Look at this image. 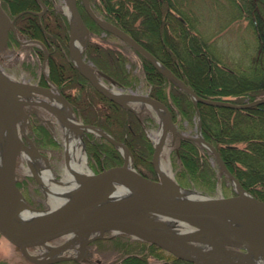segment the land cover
Returning a JSON list of instances; mask_svg holds the SVG:
<instances>
[{
  "label": "trees",
  "instance_id": "obj_1",
  "mask_svg": "<svg viewBox=\"0 0 264 264\" xmlns=\"http://www.w3.org/2000/svg\"><path fill=\"white\" fill-rule=\"evenodd\" d=\"M42 1L46 9L40 17L33 12L40 9L37 0H0V4L10 17L23 11L14 20L19 36L39 39L46 45L48 76L72 106L75 117L124 142L134 156L135 167L142 172V164L149 167L147 157L151 145L144 136L141 116L98 92L72 65L67 50V17L55 8L52 0ZM245 1L249 6L247 13L254 18L259 51L248 69L238 71L224 69L207 50L203 51L204 44L201 43L202 48L198 37L190 34L189 24L178 18L179 13L170 10V0H90V4L98 15L130 34L200 96L233 95L235 98L227 101L244 103L254 100L264 90V0ZM88 18L89 30L99 31L101 28ZM84 52L94 67L113 78L118 86L132 87V80L127 78L129 71L122 66L123 56L115 48L88 41ZM140 58L150 85L149 95L163 102L170 115L178 112L192 118L196 108L188 94L148 59L141 55ZM197 109L203 136L217 148L243 186L264 200V101L245 108L198 103ZM86 143L92 154L102 156L100 166L110 167L121 161L114 144L90 139ZM179 146L183 158L188 155L196 167L203 166L199 159L202 148L196 142L180 139ZM107 241L118 253L117 261L111 264H188L174 255L168 263L170 257L164 256L157 245L130 239L126 234L96 240L99 245ZM49 264L92 263L59 260Z\"/></svg>",
  "mask_w": 264,
  "mask_h": 264
},
{
  "label": "water",
  "instance_id": "obj_2",
  "mask_svg": "<svg viewBox=\"0 0 264 264\" xmlns=\"http://www.w3.org/2000/svg\"><path fill=\"white\" fill-rule=\"evenodd\" d=\"M81 4L96 24L152 62L159 72L181 87L194 102L245 108L264 101L263 98L238 104L198 95L130 34L96 14L89 0H81ZM67 7L70 18L68 48L74 66L98 92L112 101L126 107H129L127 102L137 101L154 109L160 108L166 117L162 133L166 134L170 130L181 137L173 125L168 107L163 102L149 94L111 90L100 81L91 64L85 61L81 54L86 38L81 42L80 51L73 56L74 32L71 19L78 20L84 32L86 27L77 9L76 0H67ZM13 20L0 4V47L5 44L8 31L15 30ZM99 74L115 83V80L105 73ZM46 80L47 86L12 83L5 90L0 87V142L7 136V147L0 163V235L16 246L26 259L38 264L78 259L71 256H53L67 247V243L59 246L51 255L45 256L32 255L28 248L46 245L57 237L74 232L100 233L111 229L133 234L195 264H261L258 257L261 255L264 258V200L242 188L224 165L215 147L202 137L200 131L192 139L213 153L221 169L238 186L236 194L218 197L201 194L200 197H188L182 192L184 188L169 178L152 179L143 175L133 166L132 155L124 142L115 140L98 126L76 120L69 123L52 105L50 99H57L73 114L72 106L60 91L52 90L54 83L48 76ZM32 92L45 96L46 100H25ZM7 101L13 104V109ZM25 104L45 106L63 124L68 123L80 134L90 131L104 136L120 149L123 155L122 163L98 172L89 170L77 188L62 203L51 209L38 210L29 206L23 201L14 179L17 156L21 149L27 147L20 139L17 124L18 118H22L23 122L27 119L28 112L20 108ZM159 148L157 144L154 147V163ZM115 182L124 184L127 192L114 193ZM26 209L43 213L36 218L23 220L20 215ZM158 217L172 219L186 227H194L195 230L174 232L154 228L153 225L159 222ZM197 244H204L206 247L202 248ZM187 251L193 256L188 255Z\"/></svg>",
  "mask_w": 264,
  "mask_h": 264
},
{
  "label": "rangeland",
  "instance_id": "obj_3",
  "mask_svg": "<svg viewBox=\"0 0 264 264\" xmlns=\"http://www.w3.org/2000/svg\"><path fill=\"white\" fill-rule=\"evenodd\" d=\"M52 1L55 8L66 15L67 21L70 24L67 0ZM76 1L78 4V9L80 11V16L86 27V32L83 31L81 40L82 42L83 39L86 38L85 45H82L83 49L81 53L84 57V60L88 61L90 64H92L93 68H95L92 60L86 58L84 52L86 43L88 41L115 48L123 56L122 66L127 72L129 71L127 78H130L133 84L132 87H122L115 85L105 77L100 76L99 72L101 71L93 69L95 74L100 78V81L111 90L125 93L132 92L139 94H149L150 85L145 78L141 62L142 59L140 58L141 54H139L132 47H130L128 44L123 42L121 39H119L109 31L108 33H106L103 29L95 32H92L93 30L90 31L88 28V24H91L90 19L82 8L81 0ZM169 5L171 6L170 10H172V12H174L175 14L179 13L177 15L181 21H183L184 23L187 22L189 24L190 34L198 37V40H200V45L201 43L202 45L204 44V48L201 45L203 51L207 50L214 61L220 63V66L223 65L222 67L226 70L233 69L237 71L244 68L248 69L250 67L252 61L257 55V52L259 51V47H257V38L253 26L254 18L247 13L249 7L247 6V1L170 0ZM42 42L40 40L36 41L34 39L19 36L16 30L15 33L10 30L9 38L7 37L5 44L0 47V72H2V74L5 75V77L8 79V83L12 82L38 85L47 84L46 76H48V64L47 60L45 61V63H43V52L45 47H43ZM69 55L68 57L72 61V58ZM163 65L168 68L165 64ZM54 89L56 91H59L56 83H54ZM168 90L169 85L165 87V92L167 93ZM263 91L262 93L257 94L254 100L263 99ZM28 95L29 96L25 100H46L45 96L38 93L32 92ZM188 96L194 107L196 108V113H194V115H192V118L190 119H188L186 116L180 115L178 112H173V114L171 113L170 116L173 125L182 136H177L172 131L168 130V136L166 137L162 148H160L156 160H159V162L164 166L165 170L170 176L169 179L178 183L185 189L196 191L206 196L218 197L234 195L237 193V187L230 179V177L221 169L213 153L200 142L192 139V137H195L198 131H200L202 137L206 141H208L203 136L200 126V114L197 106L198 103L201 102H194L189 94ZM211 98L227 101V99L235 98V96L212 95ZM50 100L52 101L53 106L63 107L57 99L52 98ZM126 104L129 106H125L127 109L141 116L144 136L151 145L150 154L147 157V165H149V167L142 164L140 166L141 171L145 173L149 178L159 179L162 176L157 172L156 163L152 161V155L154 147L157 144L155 141V137L161 130V123L158 120L157 114L152 107H149L146 104L137 101L127 102ZM20 108L26 112H28V110H30L31 112L30 115L28 112L27 119L24 122L22 118H18L17 124L22 143L29 147H33L37 152L36 155L38 156L37 158L39 159L40 163L42 165L48 164L55 178L61 179L63 176L61 167L65 160L63 129V126L65 124H63L60 119L45 106L25 104L20 106ZM66 109L68 110V108ZM68 112L74 120L81 121L79 118L75 117L74 113L72 114L69 110ZM79 135L81 138L78 148L83 153L85 163L87 164L88 168L92 172H98L103 168H107L104 166H100L102 156L99 157L96 153L92 154V152H90L91 150L87 147L88 145L86 141L90 139L91 142H111L104 136L95 134L94 132L90 131L86 132L85 134L79 133ZM180 139H190L196 142L202 148L199 151V159L201 161L199 162L202 163L203 166L199 165L196 167V162L191 157H188V155L185 158L182 157V149L179 146ZM212 146L214 145L212 144ZM115 148L121 158V161L119 162L121 164L123 161L122 152L117 146H115ZM215 149L217 150L216 147ZM24 151L25 149H21L16 159L14 173L15 185L19 190L23 201L29 206L38 210L51 209V205L49 204L45 191L41 188L36 175L29 171L26 160L22 156V152ZM217 152L221 160L223 161L218 150ZM131 155L133 158V166L135 167L134 156L132 153ZM224 165L226 166L225 163ZM196 168H198L199 172L196 170ZM226 168L228 169L227 166ZM230 173L232 174L231 171ZM236 180L239 182L242 188L250 192L253 196L257 197L250 190L246 189L237 178ZM171 224H174V221ZM173 227H176L177 229L183 227L186 228V226L179 223L174 225ZM125 234L128 235V238L130 239H140L138 237H135L133 234L127 232H115L111 229L104 230L100 233L96 231L88 235L86 242H84L83 250L79 251L77 249L78 245H71L65 247L63 250L59 251V253H55L53 256L57 255L78 257V259L63 260H83L86 263L88 262L92 264L115 263L118 258V253L113 249L112 243L110 241H107L99 245L97 244L96 240L100 238H113L120 235L125 236ZM68 238L69 235L57 237L47 242L46 245L28 248V252L36 256L51 255L52 252L50 254L48 250H46V246L56 247L63 245L67 243ZM197 245L202 248L206 247L204 244ZM160 252L168 258L170 257V261L168 262L170 263L172 259L171 255L173 254L164 250L163 248H160ZM181 259L188 262V264H195L194 262L186 260L184 258ZM263 260L264 258L261 261ZM0 264L38 263H33L26 259L16 246L11 244L7 239L0 235Z\"/></svg>",
  "mask_w": 264,
  "mask_h": 264
},
{
  "label": "bare ground",
  "instance_id": "obj_4",
  "mask_svg": "<svg viewBox=\"0 0 264 264\" xmlns=\"http://www.w3.org/2000/svg\"><path fill=\"white\" fill-rule=\"evenodd\" d=\"M71 25L74 32V42H73V56L80 51L81 48V40L83 35L82 27L80 26L78 20L71 19ZM12 82L8 83V79L5 77V75L0 72V87H3L5 90L9 87V85ZM54 92H56L55 89H53ZM8 105L12 107L13 104L9 101ZM18 106V105H17ZM56 108L59 110V112L62 114L63 117H65L69 123H73L75 120L70 116L68 110L64 107H58ZM154 109V108H153ZM154 111L157 114V118L161 123V130L158 132L157 136L155 137V141L157 145H159L160 148H162V145L164 144V141L166 140V137L168 136V133L164 134L162 127L164 126L166 122L165 113L160 108H155ZM64 129V156L65 160L62 165V178L56 179L50 166L48 164L42 165L37 158L38 156L35 153V149L33 147H25V151L22 152L23 158L26 160L27 166L29 168V171L31 173H34L37 177V180L41 186V188L45 191L47 195V199L49 201V204L51 205L50 208L55 207L56 205L62 203L79 185L80 181L82 180L85 173L89 172V168L87 164L85 163L84 155L80 151L79 143V133L75 130L74 127H71L68 123H66L63 126ZM7 147V136H4V138L0 142V163L2 160V157L4 155L5 149ZM159 148V149H160ZM156 167L157 172L159 175H161L164 178H169L168 172L165 170L164 166L159 162V160H156ZM235 186L238 188V186L235 184ZM114 193L118 194H125L127 191L125 189L124 184H121L120 182H115L113 185ZM183 194L188 197H200L201 194L196 191H192L189 189H183ZM18 194V193H16ZM42 211H36V210H29L26 209L22 211L20 218L23 220H28L32 218H36L39 215H41ZM151 217H154L151 215ZM159 218V217H158ZM173 221L169 218H159V222L154 224V228L158 229H168L172 230L174 232H184V231H194V227L187 226L186 228H180L177 229L173 226L178 224L177 222H174V224H171ZM173 225V226H171ZM184 225V224H183ZM185 226V225H184ZM90 232L88 231H82V232H74L69 235L67 244L68 246L71 245H78V250H83L84 242H86L88 235ZM61 246V245H60ZM59 246L56 247H50L46 246V250L51 254L54 253ZM208 250V249H206ZM188 255L193 256L191 253L187 251ZM259 262L261 264H264V260L261 261L263 258H261V255H259Z\"/></svg>",
  "mask_w": 264,
  "mask_h": 264
},
{
  "label": "flooded vegetation",
  "instance_id": "obj_5",
  "mask_svg": "<svg viewBox=\"0 0 264 264\" xmlns=\"http://www.w3.org/2000/svg\"><path fill=\"white\" fill-rule=\"evenodd\" d=\"M38 2H39V4H40V9L38 10V11H33V12H35L36 13V15H37V17H40V15L45 11V9H46V5H45V3L42 1V0H37ZM76 5H77V9H78V4H77V1H76ZM82 5V4H81ZM2 6V5H1ZM92 7V6H91ZM83 8V7H82ZM93 9V8H92ZM84 10V9H83ZM5 11V10H4ZM78 11H79V9H78ZM85 11V10H84ZM23 11H21V12H19L18 14H20V13H22ZM94 12L97 14V12L94 10ZM79 13H80V11H79ZM18 14H16L15 16H13V17H10L9 15V17L10 18H14V20H15V17L18 15ZM87 14V13H86ZM88 15V14H87ZM100 16V15H99ZM101 18H103L102 16H100ZM103 19H105V18H103ZM14 20H13V23H14ZM106 20V19H105ZM108 21V20H107ZM110 22V21H109ZM112 23V22H111ZM97 26L99 27V28H101V29H103L106 33L108 32V30H106V29H104V28H102L101 26H99L98 24H97ZM14 27H15V25H14ZM15 30H16V28H15ZM15 30L13 31V33H15ZM9 32H10V30L8 31V38H9ZM111 33V32H110ZM68 35H69V23H68ZM34 40H36V41H38L39 39H34ZM41 41V40H40ZM42 42V41H41ZM43 43V42H42ZM43 47H45L44 48V52H43V58H44V60H43V63H45V61L47 60V58H48V54H49V51H48V49H47V47H46V45L43 43ZM67 47H68V39H67ZM68 55H69V48H68ZM70 56V55H69ZM155 57V56H154ZM156 58V57H155ZM157 59V58H156ZM158 60V59H157ZM72 62V61H71ZM152 63V62H151ZM74 65V64H73ZM91 66H92V64H91ZM93 67V66H92ZM155 67V66H154ZM93 69H95L96 70V68H93ZM98 70V69H97ZM49 77V76H48ZM53 82V81H52ZM89 82V81H88ZM54 83V82H53ZM115 85H117L116 84V82L114 83ZM38 85V84H37ZM39 86H47V84L46 85H39ZM60 91V90H59ZM28 112H29V115L31 114V112H30V110H28ZM34 113V112H33Z\"/></svg>",
  "mask_w": 264,
  "mask_h": 264
}]
</instances>
